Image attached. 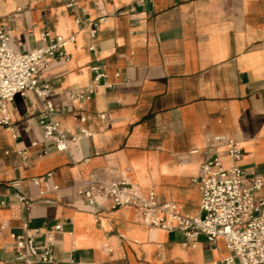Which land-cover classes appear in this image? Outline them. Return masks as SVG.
<instances>
[{
	"label": "crops",
	"instance_id": "crops-1",
	"mask_svg": "<svg viewBox=\"0 0 264 264\" xmlns=\"http://www.w3.org/2000/svg\"><path fill=\"white\" fill-rule=\"evenodd\" d=\"M45 30L75 36L69 59L47 57L39 72L53 89L55 119L91 135L60 151L33 92L9 103L11 125L0 126V264H13L12 234L25 222L42 231L63 225L54 251L62 264H217L229 256L222 237L212 243L150 226L135 206L89 205L78 186L93 174L124 177L199 214L202 165L216 155L233 164L218 136L238 141L239 164L264 176V0H0V33L16 52L42 46ZM88 89L89 99L74 97ZM19 193L37 200L28 209Z\"/></svg>",
	"mask_w": 264,
	"mask_h": 264
},
{
	"label": "built area",
	"instance_id": "built-area-1",
	"mask_svg": "<svg viewBox=\"0 0 264 264\" xmlns=\"http://www.w3.org/2000/svg\"><path fill=\"white\" fill-rule=\"evenodd\" d=\"M79 3L80 0H67L68 7ZM94 27L93 36L97 23ZM40 38L42 46L16 52L9 34L0 33V126L11 125L9 103L15 96L33 92L41 105L40 123L55 141L57 149L65 151L71 141L89 136L91 132L81 128L72 133L62 128L60 121L55 119L57 110L52 99L53 89L49 84H40L39 72L46 66L47 57L69 59L66 46L75 41V36L64 37L45 30ZM103 76L99 74L97 80ZM92 92L88 89L75 93L74 97L89 99ZM78 118L83 122L86 120L85 116ZM216 139L222 142L233 164L225 166L223 156L216 155L202 165L200 174L194 179L202 196L199 214L186 213L175 201L160 202L154 191L144 194L124 177L93 174L79 184L78 191L92 206H100L106 201L112 202L113 208L135 206L141 211L144 222L153 227L169 231L180 229L189 238L203 234L212 243L219 237L224 238L232 253L217 264H264V198L257 197L264 191V176L247 172L239 164L244 152L238 141L224 136ZM34 181L41 182L38 178ZM44 182L47 183V178ZM16 197L28 209L37 200L22 193ZM3 228L0 229V238ZM61 230V223L42 231L30 228L25 222L21 232L12 234L15 241L13 264H62L54 252L55 233ZM40 237H43L42 243Z\"/></svg>",
	"mask_w": 264,
	"mask_h": 264
}]
</instances>
